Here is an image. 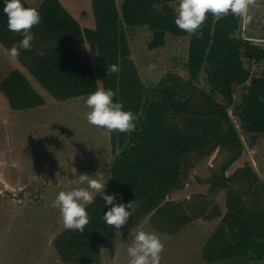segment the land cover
I'll return each instance as SVG.
<instances>
[{
	"label": "trees",
	"instance_id": "trees-1",
	"mask_svg": "<svg viewBox=\"0 0 264 264\" xmlns=\"http://www.w3.org/2000/svg\"><path fill=\"white\" fill-rule=\"evenodd\" d=\"M239 1L195 0V4L214 16ZM155 3V0H121L117 6L115 0H92L95 25L83 27L59 0H43L39 7L29 5L26 0H0V45L25 67L14 68L0 78L3 112L10 115V120L4 116L8 122L4 175L11 183L19 181L32 187L48 168L60 162V153H65L66 162L76 157L97 167L105 163H100V156L95 157L101 149L89 151L93 145L98 147L95 145L102 140L98 135L103 133L92 138L88 135V123L84 126L64 123L59 129V122H55L46 128V134L40 128L42 114L45 115L40 112L44 107L92 95L97 92V80L102 82L108 118L106 150L111 147L113 154L108 169L111 183L93 196L76 223L64 232V239L74 241L80 264L95 254L97 258L100 246L113 241L108 239L114 237L115 227L129 232L137 220L148 215L154 218L165 193L182 185L183 164L191 151L209 153L222 143L234 151L233 157L238 156L242 141L227 106L204 91L193 95L196 88L191 79L203 67L211 89L233 105L232 113L243 130L264 133V68L263 76L252 78L240 100H233L234 84H244L249 78L243 59L264 60V49L232 35L238 25L233 14L212 19L214 39L210 45L195 36L198 26L193 24L186 60L191 81L183 83L181 78L167 73L151 88L143 85L128 58L130 50L124 27L145 26L151 30L149 48L163 45L167 32L175 35L188 32L182 18L167 15L168 11L158 9ZM80 39L97 57L96 68L91 66L90 54L86 46L79 44ZM64 111L59 113L61 118H72L71 112ZM68 125L72 128L68 129ZM47 136L48 139H42ZM81 145H87V154ZM46 155L51 156L52 162L43 161ZM39 163L46 164L39 167ZM30 209L28 221L33 219ZM7 212L3 213L4 227L19 213L22 215L23 210L18 209L11 217ZM155 219L163 222L158 216ZM237 219L239 228L234 239L228 235L227 247L217 246L218 258L261 260L264 245L251 252L246 241L253 238L264 244V228L253 237L248 235L247 220Z\"/></svg>",
	"mask_w": 264,
	"mask_h": 264
},
{
	"label": "rangeland",
	"instance_id": "rangeland-1",
	"mask_svg": "<svg viewBox=\"0 0 264 264\" xmlns=\"http://www.w3.org/2000/svg\"><path fill=\"white\" fill-rule=\"evenodd\" d=\"M26 1L31 6L39 7L43 0ZM59 1L80 25H95L92 0ZM155 1L158 9L165 8L168 11L167 15L182 18L188 32L183 35L167 32L164 34L163 45L149 48L151 30L145 26L124 27L130 50L128 58L136 67L146 88L160 82L167 73L181 78L183 83L191 79L186 60L190 31L195 23L198 26L195 36L210 45L214 39V31L210 27L212 19L233 14L238 25L232 35L248 39L251 44L264 49V0H240L228 7L227 11L214 16L206 12L205 8L198 9L195 0ZM115 2L118 6L121 0ZM79 44L86 46L91 66L96 68L97 57L90 46L83 39L79 40ZM243 60L249 70V78L244 84H234L233 100L236 102L240 100L252 78L263 76L264 60ZM14 68L25 67L0 45V78ZM191 80L196 88L193 95L204 91L227 106L242 141L238 156L233 157L234 151L222 143L217 144L209 153L191 151L183 164L182 185L165 193L160 210H157L156 214L163 222L159 223L155 214L154 218L148 215L137 220V224L129 232L126 229L122 232L115 227L114 237L108 239H113V245L111 242L108 246H100L97 258L95 254L94 258L81 264H264V257L256 262H252V259L244 262L238 258L221 259L216 253L218 244L227 247L229 236L234 239L233 235L239 228L237 217L247 220L248 235L255 237L262 233L264 133L243 130L238 117L232 113L233 105L221 93L211 89L204 67ZM97 88V92L92 95L54 103L52 106L48 103L50 107H44L40 112L45 113L42 114L40 128L46 134L44 131L52 123L59 122V129L64 123H75L77 126L88 123V135L92 138L99 132L103 133L102 136L98 135L102 139L100 144L95 145L98 147L93 145L89 151L101 149L103 155L100 151L95 157L100 156V163H105L97 167L76 157L66 162L65 153H60V162L48 168V174L42 176L32 187L19 181L11 183L4 175V142L8 140L7 135L5 136L8 122L5 119L10 120V115H4V100L0 97V264H80L79 258H76L78 253L74 249V241L64 239V232L76 223L93 196L111 183L108 169L113 154L111 147L106 150V145L109 144V138L105 136L108 118L105 117L104 91L100 79L97 80ZM186 90L187 86L185 92ZM63 111L71 112L72 118L80 117L77 120L67 116L61 118L59 113ZM80 111L82 112L79 114ZM68 126V129L72 128ZM46 138L48 136L42 139ZM53 145L56 146L54 142ZM86 146L80 147L87 154ZM46 156L43 161L52 162L51 156ZM46 163H39L37 166L41 167ZM18 209L23 210L22 215L19 213L17 218H13L4 227V211L10 212L7 215L11 217ZM28 209L33 215H30L33 221L26 219L29 216ZM257 222L261 225H257ZM239 236L235 235V238ZM246 244L251 252L264 245L253 238L246 241Z\"/></svg>",
	"mask_w": 264,
	"mask_h": 264
}]
</instances>
